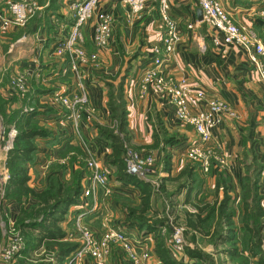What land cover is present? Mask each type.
<instances>
[{
	"label": "crops",
	"instance_id": "crops-1",
	"mask_svg": "<svg viewBox=\"0 0 264 264\" xmlns=\"http://www.w3.org/2000/svg\"><path fill=\"white\" fill-rule=\"evenodd\" d=\"M71 1L77 0H38V10H41L40 14L45 16L43 20L48 21L51 25H44L43 20H41L42 24L31 23L26 28L28 32L35 29L34 34H28L32 42H35L34 52L32 51L33 55L30 53L31 56L29 54L27 60L17 61L18 66L22 67L27 74L36 77L39 84L45 80L47 82L51 81V83L42 84L51 86V88L44 89L43 91H46V94L40 95V97H43L45 101L48 100L52 105L54 104L53 107L57 110L60 105L57 102L56 95L66 93V89L73 85V79L67 77L64 80L62 76L57 75L62 62L61 57L55 58L52 55V49L62 39L72 22L71 13L68 9ZM218 1L235 23L254 30L264 45V18L258 15V11L264 9V0ZM3 6L4 0H0V10L3 9ZM104 8L113 17L112 35L107 47L95 48L90 40L91 30L86 35L84 34L86 25L82 28L81 44L87 50L89 49V52H95L97 59L95 66L91 67L89 65V67L81 69L89 105H91L89 111L93 112L92 115H84L81 119V134L93 154L100 162H104L106 155L109 153L108 141L96 133L92 127L94 124H106L110 120V112L106 105L107 87L104 81L114 83L121 77L123 79V99L126 110L125 129L129 137V143L147 148L152 144L155 135L158 142L156 147L150 149L154 152L156 158H161L162 151H164V155L168 153L169 156V171L161 170L163 158L157 160L159 162L158 174L160 177H174L188 163L184 152L190 144L196 141V135L189 125L175 120L166 96L156 91L151 84L145 86L141 96L138 93L141 73L151 63V48L159 43L163 34V26L157 15V2H147L139 17L129 22L125 20L126 7L117 0H108L104 3ZM169 15L176 22L179 40L173 54L164 66V71L170 74L174 80L180 77L185 78L190 89L202 90L205 98L224 99L236 113L235 118L224 117L222 122L210 131L211 143L221 150L224 167L212 163L210 172L205 175L202 174V176H205L203 185L206 184L213 188L215 182L219 181L217 200L222 195V186L225 187L227 194L238 195L241 189V180L246 175V170L252 162L256 167L251 170L254 171L258 168L259 172L258 193L264 197V84L258 77L254 63L237 46H214L212 44V33L201 21V11L199 12L195 0L171 1ZM125 21L126 23H134L130 24V27H126ZM188 23L192 24L190 29L186 28ZM131 26H134V28ZM136 26L139 29H135ZM12 30L13 27H10L4 34L0 33V38L5 40L8 48L12 45L8 37ZM132 32L136 36L139 33V39L133 50L124 43V36ZM6 40H8L7 43ZM18 40H15L14 44L19 43L22 45L21 41ZM118 49H121V51ZM9 57L11 60L7 64L13 61V58H16L12 55H9ZM116 73L117 78L113 82L110 78L114 77ZM66 82H68L67 87ZM202 106L203 104L192 103L190 111L194 112ZM88 116L92 119H89ZM61 122L63 121L49 123L51 126L54 125L55 129L52 131V135L57 136V139L52 136L37 139V149H42L40 150L42 158H36L35 163L28 169V175L30 176L27 184L31 188L37 183L31 174L33 172L36 174L38 170L46 166L47 162L49 163V160L44 159L43 156L49 154L47 149H62L75 143L67 128L68 125L61 124ZM169 139L175 140L168 143ZM196 173L199 174L198 169H196ZM168 182L171 181H165L167 188L166 183ZM115 190L112 193L118 196H128L138 200L139 191L136 187L116 181ZM180 194L183 195L184 190ZM152 197L151 195L150 202L152 204L153 201L154 206H156V198L152 199ZM31 202L33 200L28 201V203ZM1 205L7 207V216L10 220H14L18 213V204L13 200H5L1 202ZM106 206L109 208L110 214L113 211L121 212L117 203L113 200L109 199L108 205L104 206L106 212L109 213ZM129 222L128 220L127 223ZM123 230L133 241L141 243L145 240L146 242L143 241L142 244L146 245L147 243V247L152 248L153 243L149 237L150 234H142L135 227L130 226H126ZM226 244V242L218 241L211 243L213 246ZM228 250L229 247H226L223 249V253L230 256ZM150 253L152 254V251ZM152 256L153 264H158V259L154 255ZM173 259L176 260L174 257ZM178 260L180 262V259ZM204 260V258L200 259V261Z\"/></svg>",
	"mask_w": 264,
	"mask_h": 264
},
{
	"label": "rangeland",
	"instance_id": "rangeland-1",
	"mask_svg": "<svg viewBox=\"0 0 264 264\" xmlns=\"http://www.w3.org/2000/svg\"><path fill=\"white\" fill-rule=\"evenodd\" d=\"M103 7H104V4H103ZM261 11H264V9L259 10L258 15L264 18V16H261L259 14ZM40 12L41 10H38V9L35 11V13L33 14L34 16L32 15L30 17V18H33L31 22H33L34 24H37V23L42 24L41 20H43V18L45 19V16L41 15ZM157 15H158V10H157ZM158 19H159V16H158ZM28 20L27 22H30V20L29 21ZM126 21L129 22L128 20ZM27 22L25 23L24 26L15 27L13 28L12 31H10L9 36H8L10 38L9 42L12 43V45L9 46L10 49L7 47L8 45L5 44V40H2L0 38V41H1L0 42V53H1V57H0V99H3L6 101V104L4 107L6 109L5 110L6 113H9L10 110H13L14 108H18V107L20 108L22 107V110L26 111V110H30L31 107L35 106L37 110L39 111V113L33 116L32 120L36 122L37 126L44 128L46 129V131L49 132V135L47 138L52 136L54 139H57V136L52 135V131L55 129V127L54 125H52L53 126L52 127L50 124L53 122L62 120L63 122H61V124L64 123L65 125H68L67 128L70 131L71 136L73 137L75 141L74 144L70 146L67 145L62 149H56V150L47 149L49 151V154L47 156L45 155L43 156L45 157L44 159L49 160V163L47 162L46 166H44L45 168L44 167L41 168L40 170H38V172H36V174H34V172L31 174L32 177H34L35 181L37 182L32 188H34L35 190H40L44 188L50 177L51 178L58 177L59 179H62L64 182L68 183L71 181L72 176L75 173H78L81 179V184H82L81 190H80V193H81L83 187L86 185V181L89 178V170H88L87 163L90 158L96 161L101 172L105 175V178H106L105 186L98 188L95 196H88L83 201L80 200V193H79L78 203L75 205H72L75 207V209H73L74 207L72 208V206H70L71 208L69 207L70 209L68 208V210L66 211V214L63 217L64 219L59 222V225L65 234L64 239L77 243L76 248L63 261V264H95L93 259L89 257L87 253L82 252L81 255L78 256L76 255L75 252L79 249V247L82 246V243L84 244V240L86 239H90L94 243L99 242L101 236L104 235L105 231H108V229H112L114 231L123 233L126 237L131 239L130 236L127 233H125V231L123 230V228L126 227L125 221H127L126 219L127 214L125 212L128 209V207L137 206L138 200L130 198L128 196L121 197L115 193H112L113 191H116L115 185H116L117 180L114 179L115 168L112 165H109L108 163L109 153L106 155L104 162H100L99 159L93 154L90 146H88V143L85 140L84 136L81 134V128H80L81 119L83 118L84 115L85 116L92 115L93 113L89 111L91 107V105H89V100H87V103L84 106L76 105L75 107V110L80 113V117L78 121L76 122V131H75L72 126L73 122L72 121L70 122L68 120L65 110L61 106H59L57 110V108L53 107L54 104L52 105L51 102H49L48 100L45 101L43 97H40V95L46 94L45 93L46 91H43L44 89L51 88V86L42 85V84L43 83L47 84L49 82L51 83V81L47 82L45 80L44 82L39 84V81H37L36 77H34L32 74H29V73L27 74L26 71L22 69V67L18 66V63H17L18 60H23V59L27 60L29 58V54L30 53L32 54L34 52L33 48L35 46V42L34 43L32 42V39L28 34H34L35 29L33 31L28 32V30L26 29ZM43 23L44 25L46 24L51 25L48 21L45 22L43 20ZM133 23L134 22L126 23L125 26L130 27V24H133ZM134 26H131V27L134 28ZM59 28L63 30L61 27ZM135 29H139V27L136 26ZM61 30H58V31H61ZM90 30L91 29L87 23L85 30H84V34L87 35L88 31ZM6 31L7 30L1 31L0 33L4 34ZM124 37H125V40H124L125 45H127L128 47H131V49L133 50V48L136 47L137 41L139 39V33L136 36L134 32H132L129 35H126ZM128 39L129 41H127ZM15 40L21 41L22 45H20L19 43L14 44ZM7 41L8 40H6V43ZM83 49L89 53V49L87 50L85 46L83 47ZM118 50L121 51V49H118ZM9 55L15 56L16 58H13L14 60L10 61L9 64H7L8 61L11 60ZM53 56L55 58L61 57L62 63L58 70H60L62 67L67 66L68 64L67 55H64V56L63 55H59V56L53 55ZM64 61H66V65H63ZM4 64H7V65L3 66ZM89 65L93 67L96 64L94 65V64L89 63L86 65H82L80 68L84 69L85 67H89ZM118 71L119 69L117 70V73ZM67 73L69 72H66V74L64 75H61V74L59 75L62 76L63 77L62 79L64 80L67 79V77H70L72 80L71 74L69 73V75H67ZM117 73L114 75V77L110 78L113 82L117 78ZM15 75H21L24 78L25 85H24V89L21 91H16L10 88V79L12 76H15ZM67 83L68 82L65 83L66 87L68 86ZM116 84H117V81L114 82L113 84L114 89L116 87L115 86ZM69 89L73 90V87L70 86V88H67L66 90L68 91ZM59 95L61 94L56 95V99ZM93 117L95 118V116ZM89 119H92V118L89 117ZM1 123H2V119L0 116V186L3 184L6 178V169L4 167L5 151L11 145V139L13 137V134H15V130H16V126H14L13 124L2 125ZM116 125H117L116 121L111 120L110 118L108 123L106 124L104 123L102 125L94 124L92 128L96 131V133H98V130H97L98 126L106 127L115 132ZM7 126L9 128L4 137L2 129L3 127H7ZM38 138H46V137H36L35 138L36 147L38 145L37 144ZM195 140L197 141V138ZM83 144L84 145L86 144L89 147L88 151L90 155H87L85 149L83 148ZM125 147H130L134 150H139L143 146H134L130 143L128 144L124 143L123 162H124V156H125ZM208 147H212L213 151L211 150L212 153H210L208 156V165H207L206 170H203L202 166L200 168V164L198 161L189 159L185 155L187 148L185 149L184 156L187 159L188 163L198 164L199 174L196 173V176L198 179H200L198 181H201V184L198 186L197 193H194L196 189V183H195V186L192 189L193 192H191L188 202L183 201V195L181 194L168 198L169 193L173 191L177 182H174V181L168 182L166 183L168 188L166 187L165 182H164L165 177L164 176L160 177L158 174L159 173V170H158L159 162L157 161L164 157L163 156L164 151H162L161 158H156V156L154 155V152L150 148L147 147L153 152L154 159H153L152 165L150 166L148 172L144 175V177L147 180H143V179H140V180L148 181L151 184V187H152L151 195L153 196L152 199L155 197L156 204H157L156 206H154L153 201H152V204H151L152 209L156 210L160 216L167 217V225L170 228V233L168 236L169 237L168 238V249H169L170 255L176 258V260L180 259V262H185L186 264H255L254 260L248 257L245 251L246 234L243 231L241 224H240V216H241V211H242V205L240 202L241 189L238 195L237 194L235 196L229 195L231 198L229 207L232 210V222H233V227H234L232 242H226L227 244L223 246H213L211 245V243H214V241L210 237L209 234L204 235L198 232H191V231L189 232L188 230H186L184 226V212L194 213L196 206H201L203 203H206V202L211 203L212 201L213 188L207 186L206 184L203 185L205 176H202V174L205 175L210 172V167L212 163H217V165L219 164L218 166L222 165L220 167H224L223 166L224 158L220 152L221 150L215 147L211 143V140H209ZM40 150L42 149L36 148V151L33 156V162L29 165L28 169L31 168L32 165L35 163L36 158L37 159L42 158V154H40L41 153ZM53 164H58L60 166L53 167ZM161 164H162L161 170L165 171L163 167H164V164L166 163L162 161ZM253 167H256V166L254 163L251 162L249 164V168L246 170V174L250 178L252 177L254 173L251 170ZM124 169H125V164H124ZM27 174H28V170H27ZM160 181L164 182L163 189H161L158 186ZM105 189L107 191H104ZM109 199L117 203L118 208L120 209L122 213L113 211L110 214V210L109 208H107V206L106 208H107V211H109V213L106 212V209L104 208V206L108 205ZM258 205L261 208L262 212L264 213V197L263 196H261V198L259 199ZM249 208H251V206ZM3 213L6 214V217H7L6 222L1 217V214ZM7 213H8L7 207L5 205L2 206L0 204V233H1L0 264H16V260L19 257V251L22 245V240H21L20 234L15 229L14 220H10L9 217L7 216ZM201 215H204V213ZM246 221L247 223L251 225H259V222H260V226L262 227L261 232H260L262 234V241H261L260 247H261V250L264 251V215L256 216L254 209L251 208L250 213H248L247 215ZM10 225L14 231L9 232ZM216 227L218 228V232L220 233L222 232V234L226 233V230H223V227L218 226V222L214 214H211L210 217L206 219V221L203 223L202 229L209 232L213 228H216ZM165 228H162V232L165 230ZM176 229L179 230V235H180L179 236L180 237V247L179 248L180 249H177L173 246V233ZM185 231H187V233L184 234ZM139 234L138 236H140ZM149 237L151 238V235ZM143 241L146 242L145 240ZM143 241H141V243L134 241L136 244L135 250L137 251V256L140 257L142 254L141 252L144 250L147 253V256L143 259L141 264H153V261H152L153 254L150 253L152 248L149 249V246L147 247V243L146 245L142 244ZM12 245L17 246V249L13 253L11 251ZM226 247L227 248L229 247V249L235 248L236 249L235 255L234 256L225 255L223 253V249H225ZM186 248L199 251L202 255H204L205 260L200 261L199 259L187 258L186 254L184 253ZM44 251H45L44 248L40 247V249L37 252L34 251L28 254L26 256V261L28 262L40 261V259L38 260L36 258H38V256L44 253L46 255L45 256L46 258H42L41 261L49 260L50 259L49 258L50 253H48L49 251H45V252ZM103 252H104L103 253L104 254V264H130V261L125 257V254L122 251L121 245L117 241H114L112 239H109V240L107 239L106 246L103 249ZM158 264H161V263H158Z\"/></svg>",
	"mask_w": 264,
	"mask_h": 264
},
{
	"label": "trees",
	"instance_id": "trees-1",
	"mask_svg": "<svg viewBox=\"0 0 264 264\" xmlns=\"http://www.w3.org/2000/svg\"><path fill=\"white\" fill-rule=\"evenodd\" d=\"M29 20L30 22H27L26 27L33 23L31 22L33 18ZM63 65H66V61L63 62ZM104 83L107 87L106 105L110 111V118L115 120L117 125L115 132L106 127L98 126V134L108 141V163L115 168L114 179L136 187L139 191L137 206L128 207L125 212L127 214L125 225L135 227L142 234L151 235L153 243L151 251L159 263L186 264L173 259L170 255L168 249L170 228L167 225V217L160 216L151 207V184L148 181L140 180L134 175L128 174L124 169V143H129V137L125 129L126 110L123 99V79H118L115 89L113 88L114 83L112 84V82H107L106 80ZM5 104L6 101L0 99L1 124H13L16 126V130L11 139V145L5 151L4 167L6 169V178L0 186V204L5 200H13L18 204V213L14 219V226L21 236L22 245L16 264H63V261L76 248L77 243L64 239L65 234L59 222L64 219L63 217L68 208L78 203L82 185L80 176L75 173L68 183L58 177H50L46 186L40 190H35L28 186L29 176L27 170L33 162V156L37 148L35 138L48 137L49 132L37 126L36 122L32 120L33 116L39 113L35 106L26 111H23L22 107H18L6 113ZM8 128L7 126L2 129L4 137ZM173 140L169 139L168 143ZM157 142V137L154 135L153 142L148 147H156ZM163 156V161L166 163L163 169L169 171L168 153ZM58 166L60 165L53 164V167ZM196 169H198V164L187 163L174 177L168 178L167 176L164 178V182L166 180L177 182L173 191L169 193L168 198L174 197L171 195H178L184 190L183 201L188 202L195 183L196 189L194 193L198 192V186L201 181H198L200 179L196 176ZM253 172L251 178L246 174L241 180L240 202L242 211L240 224L246 234L245 251L247 256L253 259L255 264H264V251L260 247L262 241L260 222L259 225H251L246 221L251 208L254 209L256 216L264 215L258 205L261 198L258 193V168ZM164 182L160 181L158 185L161 189H163ZM219 186V181H216L212 190L213 198L211 203L206 202L201 206H196L194 213L184 212V226L189 232L209 234L214 242H232L234 227L232 210L229 207L231 198L226 193L225 187L222 186V195L217 200ZM29 200H33V202L28 203ZM250 206L251 208H249ZM203 213L204 215H201ZM211 214H214L218 226L223 227L226 233L218 232L217 227L209 232L202 229L203 223ZM1 217L6 222V214H1ZM128 220L130 221L129 223H127ZM162 228H165V232H162ZM40 247L44 248L45 251H49L50 259L41 261L42 258H46L44 253L36 258L40 259V261H26V256L34 251L37 252ZM184 253L187 258L199 260L204 258V255L194 249L186 248ZM228 253L230 256L235 255L236 249H229Z\"/></svg>",
	"mask_w": 264,
	"mask_h": 264
},
{
	"label": "built area",
	"instance_id": "built-area-1",
	"mask_svg": "<svg viewBox=\"0 0 264 264\" xmlns=\"http://www.w3.org/2000/svg\"><path fill=\"white\" fill-rule=\"evenodd\" d=\"M108 0H77L68 5L72 23L68 26L65 35L53 48L52 54L67 55L68 64L58 70L57 75L69 72L73 79V90L57 97L58 104L65 110L68 120L73 122L76 131V122L80 113L75 110L76 105L84 106L87 103V89L83 81L81 66L96 63L95 52H86L81 44L82 28L88 23L91 29V43L95 48L107 47L112 35V14L107 11L103 4ZM127 12L126 20L131 21L139 17L149 1L157 2L158 16L163 26V34L159 43L151 48V63L143 69L138 85L139 96L144 92L145 86L151 84L159 93L166 96L172 108L173 117L182 124L189 125L197 141L190 144L185 155L192 160L198 161L200 168L207 169L208 156L212 153V147H208L210 131L219 125L224 117L235 118V111L224 99L205 98L202 90H191L185 78L174 80L170 74L164 71V66L174 52L179 40V31L174 19L169 15V4L173 0H117ZM201 11V21L211 31V42L214 46L234 45L241 48L254 63L258 77L264 84V45L254 30L235 23L232 17L224 10L218 0H195ZM39 9L37 0H4L3 9L0 10V30L5 31L10 27L24 26L27 20ZM264 16V11L259 13ZM188 23L186 28H191ZM24 78L21 75L12 76L10 88L16 91L24 89ZM9 88V86H8ZM203 104L196 111H190L191 104ZM14 135V134H13ZM87 155L89 147L83 144ZM212 150V151H211ZM154 159L153 152L145 147L134 150L125 147L124 164L125 171L139 179L147 180L144 175L148 172ZM89 178L80 193V200L88 196H95L97 189L106 184L105 175L101 172L98 164L92 158L87 163ZM104 191H107L106 189ZM14 231L11 225L9 232ZM179 230L173 233V246L180 249ZM107 239L117 241L130 261V264H141L147 253L143 250L141 256H137L136 244L123 233L108 229L97 243L90 239L84 240V244L75 252L80 256L82 252L88 254L95 264H104L103 249ZM17 246L12 245V253ZM75 255V256H76Z\"/></svg>",
	"mask_w": 264,
	"mask_h": 264
},
{
	"label": "water",
	"instance_id": "water-1",
	"mask_svg": "<svg viewBox=\"0 0 264 264\" xmlns=\"http://www.w3.org/2000/svg\"><path fill=\"white\" fill-rule=\"evenodd\" d=\"M199 12H200V9H199Z\"/></svg>",
	"mask_w": 264,
	"mask_h": 264
}]
</instances>
